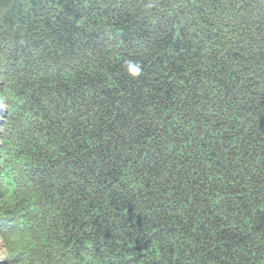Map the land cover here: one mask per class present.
Masks as SVG:
<instances>
[{
  "label": "trees",
  "instance_id": "trees-1",
  "mask_svg": "<svg viewBox=\"0 0 264 264\" xmlns=\"http://www.w3.org/2000/svg\"><path fill=\"white\" fill-rule=\"evenodd\" d=\"M0 109L5 264H264V0H0Z\"/></svg>",
  "mask_w": 264,
  "mask_h": 264
},
{
  "label": "rangeland",
  "instance_id": "rangeland-1",
  "mask_svg": "<svg viewBox=\"0 0 264 264\" xmlns=\"http://www.w3.org/2000/svg\"><path fill=\"white\" fill-rule=\"evenodd\" d=\"M3 113H5V111L3 109H0V116L1 117L3 116ZM4 258H5L4 257V253H3L2 247L0 245V264H5V259Z\"/></svg>",
  "mask_w": 264,
  "mask_h": 264
}]
</instances>
